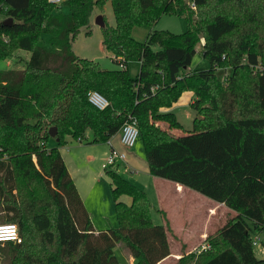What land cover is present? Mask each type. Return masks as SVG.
<instances>
[{"label":"trees","instance_id":"16d2710c","mask_svg":"<svg viewBox=\"0 0 264 264\" xmlns=\"http://www.w3.org/2000/svg\"><path fill=\"white\" fill-rule=\"evenodd\" d=\"M106 2L114 24L103 20L100 33L117 65L111 69L71 50L79 29H87L94 11L102 16ZM61 3L67 12L46 0H0V12L11 18L8 26L0 23V58L17 49L29 53L23 67L0 70V215L20 238L3 242L9 264H119L117 243L132 264H156L168 255L165 227L152 223L145 192L110 167L103 170L116 226L94 231L58 150L87 130L91 141L106 142L131 116L150 175L235 212L206 236L205 249L173 264H264L251 244L254 235L264 236V0H190L193 7L185 0ZM164 13L181 14L185 30L149 29L143 42L131 37L134 25L152 26ZM41 33L49 35L47 43L39 41ZM200 39L209 68L185 71ZM132 60L139 63L133 77L126 68ZM227 66L221 81L215 71ZM90 90L107 106H92ZM184 90L193 93L194 114L216 124L172 136L159 132L150 120L180 128L166 109ZM51 126L57 141L47 147ZM261 247L264 252V240Z\"/></svg>","mask_w":264,"mask_h":264},{"label":"rangeland","instance_id":"374dc122","mask_svg":"<svg viewBox=\"0 0 264 264\" xmlns=\"http://www.w3.org/2000/svg\"><path fill=\"white\" fill-rule=\"evenodd\" d=\"M185 1L187 2L190 0H185ZM57 7H58V11H60L61 13L67 12V7L65 6V4L60 3L58 4ZM95 16L96 14L94 11L90 16L87 29L84 27L79 29L78 33L75 35L74 39L71 42V50L77 56L82 57V58L91 59L97 62L103 68H107V69L116 68L117 65L112 63L109 59V53L106 52L102 48L100 26L97 23H95V20H94ZM102 17L107 25L114 24L113 15H112L111 8L108 2H106L103 5ZM4 19H5L4 15L0 12V23ZM185 28H186L185 21L181 14L164 13L159 16V18L155 21V23H153L152 26H148L145 24L134 25L130 30V35L135 41L143 42L146 36V33L148 32L149 29H157V30L163 29V30H168L173 33H181L185 30ZM85 30H88L87 34H85ZM48 37L49 35L47 33H41L39 35V41L42 43H47ZM201 40L202 39H200V41L195 45V52L190 60L189 65L184 69L185 71L209 68V62L205 58H203L201 55V43H202ZM28 55L29 53L27 51L17 49L13 52L11 56L0 58V70L17 69V68L23 67L24 62L28 59ZM138 67H139L138 61H135V60L129 61L127 63L128 74L131 77L135 76L138 71ZM229 70L230 69L227 66V67L219 68L215 72L218 78L221 81H224V77H226V75L229 73ZM193 97H194L193 93L190 90L182 91L170 109L174 113L175 119L179 122L182 128L187 129V130H189L190 125L192 123V119L194 117V112L189 106V103L190 101H192ZM169 136H172V135H169ZM65 141H66L65 142L66 144H63L58 147L59 153L61 157L64 158L68 166L69 172L71 174V178L73 182L75 181L76 185L78 186L81 197L86 201V206H88V208L93 210L94 212L95 211L98 212L105 205V203L107 204V201H105L103 198L101 182L97 184L96 186L94 184V187L92 189L91 188L89 189L87 187V183L86 184L82 183L81 185V182L79 181L80 177L77 176L74 167H76L78 171L81 168H84V169H88L89 171H92V173H95V174L97 172L101 173V175L103 176L102 179H104L105 177V174L103 173L104 170L100 167V164L105 161V157L107 155V145L104 141H91V132L89 130L86 131L85 137L80 140H75L70 137H67ZM54 143H55L54 138H49L46 144H47V147H52L54 146ZM140 145H141V140L138 138L136 140V147L139 148ZM73 154L78 157V160L72 163L70 159L68 158L69 157L71 158V155ZM64 155L67 156V159ZM143 160H144L143 151H142V154H139L137 152L136 153V165L132 166L133 170H136L135 171L136 174H132L128 172L127 170L128 167L124 169L123 162L122 163L119 162L117 163L118 165L116 166L113 165L110 168L114 170H118L117 172L119 174H121L126 180H128L129 182L135 185V182H133L132 180L143 178V175H144L142 173L143 172L142 164L144 163ZM75 182H74V185H75ZM82 182H85V181H82ZM139 188L141 189L143 188L149 201L151 202V205H155L156 203L154 199L155 194L152 192L149 185L146 187H139ZM81 197L80 199L84 205V202ZM119 200L127 204L129 203V197L126 195H121L119 197ZM177 200H178L177 208H172V212H174V210L176 212L179 209L180 211L181 209H183V212L185 213L184 215L187 216L189 211L192 210V209H189L190 207L189 202L194 204L195 201H193L191 195L189 194L184 195L183 193ZM111 214L113 215L112 222L114 221L112 226L115 227L116 219H115V214L112 210H111ZM151 219L154 224L159 223V216L155 214L152 207H151ZM176 219L178 222L179 220L178 217H176ZM1 221H2V217L0 215V225L11 224V223L1 222ZM263 240H264V236L260 235L258 237L257 244L253 246V252L256 258H262L264 256V252L261 247V241ZM170 247L172 249L174 248L172 241H170ZM114 255L122 263L121 257L117 251L114 252ZM10 261H11V253L8 248V243L2 242L0 243V264H9ZM165 263H167V260L164 262V264Z\"/></svg>","mask_w":264,"mask_h":264},{"label":"crops","instance_id":"0c3cea01","mask_svg":"<svg viewBox=\"0 0 264 264\" xmlns=\"http://www.w3.org/2000/svg\"><path fill=\"white\" fill-rule=\"evenodd\" d=\"M95 14L97 15L99 13L95 11ZM126 68H127V64H126ZM171 107H169V109H166V110L171 111L170 110ZM149 123L157 125L156 130L158 131L160 130L159 132L162 131L163 133L167 135H179V134L187 133L188 131L189 132L198 131L200 129H205V128L214 126L216 124V121L212 119H205L204 117L197 116L194 114L189 130L182 128L179 122L178 124L180 128L169 126L165 122H161V121L150 120ZM105 143L107 145V153L110 147L116 150H120L121 146L118 142V131L114 133L112 136H110ZM143 146L144 144L141 140V145L139 148L136 147V142H135L131 148L125 150L126 156H125V161L123 162L124 164L123 167L124 169L128 167L127 169L128 172L132 174H136L135 173L136 170H133L132 168V166L136 165V153L138 152L139 154H142ZM65 157L67 159V156ZM62 159L71 177L68 166L63 157ZM68 159H70V161L73 163L78 160V157L73 154L71 155V158L69 157ZM143 162H144L142 164L143 166L142 173L144 174L143 178L132 180V181L135 182V185L137 187H146L149 185L152 192L155 194V198H154L156 202L155 205H151L150 201L149 203L152 209L154 210L155 214L159 216L158 224H162L165 227L166 241L168 244V252H169L168 255L165 256L163 259H161L156 264H164L166 260H167V263L165 264H172L173 262L176 261V259L179 256H181L184 253L186 254L191 251L198 252L199 250L205 249L207 247V243L205 242L206 236L215 232L216 229H218L219 227L224 225L229 219L234 217L235 212L225 207L222 203L215 202L199 194L198 192L194 190L183 187L169 180L150 175L147 172L145 160H143ZM100 167H101V164H100ZM74 168H75V172L77 176L80 177L79 181L81 182V185L82 183L83 184L87 183V187L89 189L90 188L92 189L94 187V184L95 186L99 184L100 182L102 184L103 198L105 201H107V204L105 203V205L98 212L97 211L94 212L93 210L89 209L88 206H86V201L81 197L78 186L76 185V182L74 181L76 185L75 187H77L76 188L77 192L79 193L80 197L82 198L84 202V205H85L84 207L86 211L88 212V215L91 220V224H92L94 231H100L108 227H113L112 225L114 221L112 222L113 215L111 214V210L113 212L114 210H113V203L111 201V196H110L109 180L108 178H105L107 176L105 175L104 179H102L103 176L101 175V173L97 172L95 174V173H92V171H89L88 169H84V168H81L78 171L76 167ZM82 181H85V182H82ZM177 186H180L181 190H177ZM182 193L184 195L186 194L191 195L193 201H195L194 204L189 202L190 203L189 209H192V210L189 211L187 216L184 215L185 213L183 212V209H181L180 211V209L178 208L179 210H177L176 212L174 210V212H172V208H177V201H178L177 199H179ZM175 216L178 217L179 219L178 222L180 221L179 223L177 222V219ZM259 236L260 235H257V237ZM170 241L173 242V245H174L173 249L170 247ZM116 251L119 253L121 257V261H122L121 263L118 260L119 264H123V263L132 264L133 258L130 256L128 251L120 243H117L114 246L113 252H116ZM174 255H176L177 257H174Z\"/></svg>","mask_w":264,"mask_h":264},{"label":"built area","instance_id":"2783aa9c","mask_svg":"<svg viewBox=\"0 0 264 264\" xmlns=\"http://www.w3.org/2000/svg\"><path fill=\"white\" fill-rule=\"evenodd\" d=\"M49 4L58 5L64 0H46ZM189 4L192 6V3ZM87 101L97 109H103L107 106L108 102L104 96L95 90H90L86 93ZM138 128L135 117H129L123 122L118 130V142L121 146L120 150H116L112 147L105 157V161L101 163V168H109L113 165H118L119 162L125 160V150L131 148L138 138ZM19 242L20 238L17 234V228L14 224L0 225V243L4 241ZM258 237L254 235L251 240L252 246L257 244Z\"/></svg>","mask_w":264,"mask_h":264},{"label":"water","instance_id":"95a60500","mask_svg":"<svg viewBox=\"0 0 264 264\" xmlns=\"http://www.w3.org/2000/svg\"><path fill=\"white\" fill-rule=\"evenodd\" d=\"M95 23H97L99 26H102L103 25V19H102V16L101 14H97L95 16ZM11 22V18L10 17H6L2 22L1 24L4 25V26H8ZM47 133L49 135V137L51 138H54V141H57V137L55 136L56 135V129L54 126H51L47 129Z\"/></svg>","mask_w":264,"mask_h":264}]
</instances>
